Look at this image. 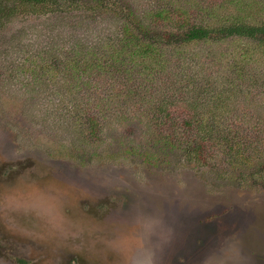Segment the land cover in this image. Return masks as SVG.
I'll list each match as a JSON object with an SVG mask.
<instances>
[{
  "label": "rangeland",
  "instance_id": "rangeland-1",
  "mask_svg": "<svg viewBox=\"0 0 264 264\" xmlns=\"http://www.w3.org/2000/svg\"><path fill=\"white\" fill-rule=\"evenodd\" d=\"M83 1L73 13L0 17V264H71L72 257L79 264H264V191L251 193L212 164L190 162L176 141L162 143L133 99L111 91L114 100L105 101L99 77L115 87L125 80L110 74L114 66L109 75L89 64L81 76L69 73L70 60L92 48L98 56L128 53L113 54L108 39L125 28L129 6L137 9L133 24L152 26L147 14L159 0ZM185 1L196 8L217 2L227 13L237 6ZM242 1L253 16L263 12L255 0ZM80 43L83 54L73 48ZM245 45L251 40L199 42L196 63L187 66L220 78ZM247 62L248 71L264 74V51ZM86 80L89 90L99 84L90 104L105 129L93 141L74 121L89 97L77 90ZM165 80L178 90L176 72ZM250 103L264 122V93Z\"/></svg>",
  "mask_w": 264,
  "mask_h": 264
},
{
  "label": "trees",
  "instance_id": "trees-1",
  "mask_svg": "<svg viewBox=\"0 0 264 264\" xmlns=\"http://www.w3.org/2000/svg\"><path fill=\"white\" fill-rule=\"evenodd\" d=\"M231 2L237 6L227 13L225 6L217 5V2L196 8L188 6L185 0H159L147 14L152 19V26L140 21L133 24L137 20L134 18L137 9L129 6V20L122 28L123 32L118 29L107 43L114 47L113 54L126 48L128 53L98 56L97 50L92 48L89 54H83V43H80L73 48L83 54V59L78 62L73 58L68 64H71L69 73L78 76L84 73L82 67L86 64L97 71L104 69L107 75L108 68L114 66L115 70L111 69L110 74L117 72L125 80H119L115 87V84L104 83L107 77H103L104 82L102 76L99 77L100 86L106 88L103 94L105 101L114 100L110 97L112 92L122 93L125 98L120 101L127 102V97L133 99L139 108L144 109L143 115L162 143L176 146L173 142L176 141L179 145L176 147L189 157L190 162L196 161L203 166L212 164L219 177L229 175L239 185H246L244 188L252 193L259 188V191H264L261 149L264 145V122L257 117V109L250 103L260 92L264 93V74L256 76L255 68L248 71L245 63L256 58L259 50L264 51V0H255L256 5L262 4L263 12L254 16L252 4H248L251 8L246 9L242 0ZM103 5L94 4L88 11ZM84 7L83 0H0V17L2 14L13 16L20 11L55 14L61 10L73 13L82 11ZM116 9L128 11V8L120 6ZM166 28L172 29L173 38L169 39L167 32L170 30ZM142 30L145 33L140 32ZM230 38L249 39L252 46H242L239 54H233L232 62L222 65L220 78L203 74L207 69L203 65L199 69L201 73H191L187 65L197 55V52L193 54V45L199 42L220 44ZM116 39L119 42L115 43ZM127 61L134 65L131 66L133 69L136 65L141 69L130 72L131 67H125ZM166 67L168 71L164 72ZM174 71L177 91L169 90L168 86H172L169 81L163 83V77H172ZM87 82L77 89L80 95L89 97L81 114L75 113L74 121L79 122L76 127H80L84 139L93 141L99 140L105 129L98 110H93L90 104L92 94L98 93L99 84L89 90ZM84 88L88 93L83 92ZM246 176L249 178L244 179ZM70 262L79 264V259L72 257Z\"/></svg>",
  "mask_w": 264,
  "mask_h": 264
}]
</instances>
